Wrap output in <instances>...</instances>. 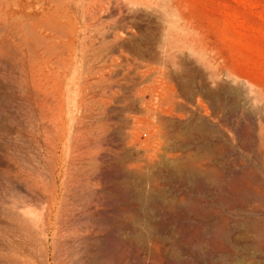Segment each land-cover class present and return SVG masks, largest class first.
<instances>
[{
    "label": "rangeland",
    "instance_id": "374dc122",
    "mask_svg": "<svg viewBox=\"0 0 264 264\" xmlns=\"http://www.w3.org/2000/svg\"><path fill=\"white\" fill-rule=\"evenodd\" d=\"M0 264H264V0H0Z\"/></svg>",
    "mask_w": 264,
    "mask_h": 264
}]
</instances>
